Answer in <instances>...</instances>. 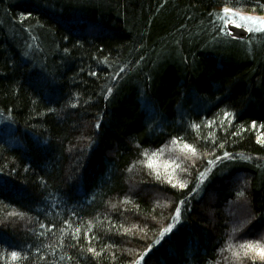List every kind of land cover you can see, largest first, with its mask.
<instances>
[{"label":"trees","instance_id":"16d2710c","mask_svg":"<svg viewBox=\"0 0 264 264\" xmlns=\"http://www.w3.org/2000/svg\"><path fill=\"white\" fill-rule=\"evenodd\" d=\"M235 13L264 0H0V264H264V26Z\"/></svg>","mask_w":264,"mask_h":264},{"label":"rangeland","instance_id":"374dc122","mask_svg":"<svg viewBox=\"0 0 264 264\" xmlns=\"http://www.w3.org/2000/svg\"><path fill=\"white\" fill-rule=\"evenodd\" d=\"M235 15L236 16L232 17V19L227 22V28L229 27V25H234V26L236 25V26H239L240 28L247 30L250 34L251 31H256V29L262 28L264 26L263 16H258V15L253 16V15L246 14V13L242 14V16H240V14H237V13H235ZM228 31L229 33L232 34V32L229 29ZM168 165L170 164L167 163V166ZM241 219L242 218L238 217L236 222H240Z\"/></svg>","mask_w":264,"mask_h":264},{"label":"water","instance_id":"95a60500","mask_svg":"<svg viewBox=\"0 0 264 264\" xmlns=\"http://www.w3.org/2000/svg\"><path fill=\"white\" fill-rule=\"evenodd\" d=\"M228 29L232 32V35L234 37L238 38H246V36L249 34V32L243 28H240L239 26L229 25Z\"/></svg>","mask_w":264,"mask_h":264}]
</instances>
